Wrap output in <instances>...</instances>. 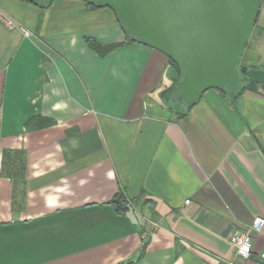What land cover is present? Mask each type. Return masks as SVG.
<instances>
[{
	"label": "crops",
	"instance_id": "crops-1",
	"mask_svg": "<svg viewBox=\"0 0 264 264\" xmlns=\"http://www.w3.org/2000/svg\"><path fill=\"white\" fill-rule=\"evenodd\" d=\"M0 9V264H264V227L247 259L230 243L264 217V84L179 111L169 56L109 6ZM248 45L264 69V0Z\"/></svg>",
	"mask_w": 264,
	"mask_h": 264
},
{
	"label": "water",
	"instance_id": "water-1",
	"mask_svg": "<svg viewBox=\"0 0 264 264\" xmlns=\"http://www.w3.org/2000/svg\"><path fill=\"white\" fill-rule=\"evenodd\" d=\"M108 5L128 30L176 62L171 83L160 92L194 102L209 88L236 82V65L248 42L259 0H90ZM264 84V69L246 71Z\"/></svg>",
	"mask_w": 264,
	"mask_h": 264
},
{
	"label": "built area",
	"instance_id": "built-area-1",
	"mask_svg": "<svg viewBox=\"0 0 264 264\" xmlns=\"http://www.w3.org/2000/svg\"><path fill=\"white\" fill-rule=\"evenodd\" d=\"M0 21L5 23L9 28H14L17 24L0 9ZM28 34V31H26ZM190 199L186 200L189 203ZM264 227V217L257 216L253 222L244 229L236 230L230 237V243L235 248L237 254L242 259H247L251 255L254 233L260 232ZM264 256V254H263Z\"/></svg>",
	"mask_w": 264,
	"mask_h": 264
},
{
	"label": "trees",
	"instance_id": "trees-1",
	"mask_svg": "<svg viewBox=\"0 0 264 264\" xmlns=\"http://www.w3.org/2000/svg\"><path fill=\"white\" fill-rule=\"evenodd\" d=\"M31 1H35V0H31ZM91 4H93V5H95V6H108V5H106V4H103V3H96V2H93V1H90V0H88ZM258 12H259V9H258ZM257 15H258V13H257ZM256 19H257V16H256V18H255V22H256ZM255 22H254V24H255ZM254 24H253V26H254ZM125 28H126V26H125ZM127 29V28H126ZM127 31L130 33V36L132 37V39H135V40H138V41H140V42H143L142 40H140L139 39V37H137L136 35H134L130 30H128L127 29ZM92 43V45L93 46H97V43L96 42H91ZM143 43H145V42H143ZM145 44H147V43H145ZM248 45V42H247V44H246V46ZM246 48V47H245ZM245 50V49H244ZM242 55H243V53H242ZM242 55H241V57H242ZM170 58V61H171V63L173 64V66H174V70L179 74V75H181L182 74V70H181V68H180V66L176 63V62H174L173 60H172V58L171 57H169ZM240 61H241V59H240ZM239 61V62H240ZM250 68H257L256 66H254V65H241L240 67H239V63L236 65V70L237 69H240V72H239V77H238V79L236 80V82H234V83H232V84H225L224 86H222V87H217V88H219V89H224V88H226V87H229V85L231 86H233V85H236L237 84V81L241 78V81L243 82H245V84H242V86H241V90L242 91H244V90H246V89H253V88H255V86L257 85V83L256 82H249V80H248V77L246 76V71L248 70V69H250ZM200 99V98H199ZM198 101V99L196 100V101H194V102H188V108H190L195 102H197ZM184 114V113H183ZM111 203H113L114 205H115V209H116V211H117V213L118 214H124L127 210H128V200H127V198L125 197V195L122 193V192H119V193H117L116 194V196L113 198V200H111Z\"/></svg>",
	"mask_w": 264,
	"mask_h": 264
},
{
	"label": "rangeland",
	"instance_id": "rangeland-1",
	"mask_svg": "<svg viewBox=\"0 0 264 264\" xmlns=\"http://www.w3.org/2000/svg\"><path fill=\"white\" fill-rule=\"evenodd\" d=\"M249 45L246 46L245 50L243 51V55L241 57V61L239 62V67L241 65H248L249 61L248 59L250 57H253V52L250 50V48L248 47ZM253 63L256 64V62L258 63V61H256L258 59V57L254 56L252 58ZM258 65V64H256ZM237 72H240V69H237ZM244 82V81H243ZM243 82L241 81V78L237 81L236 85V89H239L240 86H242ZM245 83V82H244ZM230 86V85H229ZM232 86V85H231ZM234 88V87H233ZM160 98V97H159ZM161 100V98H160ZM166 102L167 105L171 106L173 109H177V110H183L184 108L188 107V103L181 101V99L179 98V96L174 95L173 98H171L168 101H163Z\"/></svg>",
	"mask_w": 264,
	"mask_h": 264
},
{
	"label": "flooded vegetation",
	"instance_id": "flooded-vegetation-1",
	"mask_svg": "<svg viewBox=\"0 0 264 264\" xmlns=\"http://www.w3.org/2000/svg\"><path fill=\"white\" fill-rule=\"evenodd\" d=\"M178 96V95H177Z\"/></svg>",
	"mask_w": 264,
	"mask_h": 264
}]
</instances>
